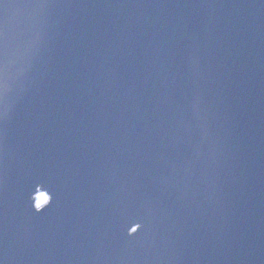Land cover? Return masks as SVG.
I'll use <instances>...</instances> for the list:
<instances>
[{
    "label": "water",
    "instance_id": "1",
    "mask_svg": "<svg viewBox=\"0 0 264 264\" xmlns=\"http://www.w3.org/2000/svg\"><path fill=\"white\" fill-rule=\"evenodd\" d=\"M0 264H264V0H0Z\"/></svg>",
    "mask_w": 264,
    "mask_h": 264
},
{
    "label": "rangeland",
    "instance_id": "2",
    "mask_svg": "<svg viewBox=\"0 0 264 264\" xmlns=\"http://www.w3.org/2000/svg\"><path fill=\"white\" fill-rule=\"evenodd\" d=\"M38 199H39V204H38V207L39 208H42L44 206H46L49 202V197L46 195V194H39L38 196Z\"/></svg>",
    "mask_w": 264,
    "mask_h": 264
},
{
    "label": "bare ground",
    "instance_id": "3",
    "mask_svg": "<svg viewBox=\"0 0 264 264\" xmlns=\"http://www.w3.org/2000/svg\"><path fill=\"white\" fill-rule=\"evenodd\" d=\"M37 203H38V204L40 203V202H39V199H38Z\"/></svg>",
    "mask_w": 264,
    "mask_h": 264
}]
</instances>
